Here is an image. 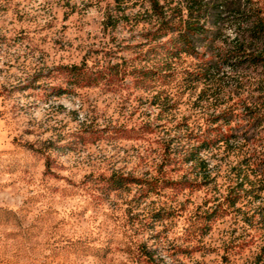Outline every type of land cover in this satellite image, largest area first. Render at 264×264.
<instances>
[{"label":"clouds","instance_id":"9594fccd","mask_svg":"<svg viewBox=\"0 0 264 264\" xmlns=\"http://www.w3.org/2000/svg\"><path fill=\"white\" fill-rule=\"evenodd\" d=\"M0 264H264V0H0Z\"/></svg>","mask_w":264,"mask_h":264}]
</instances>
